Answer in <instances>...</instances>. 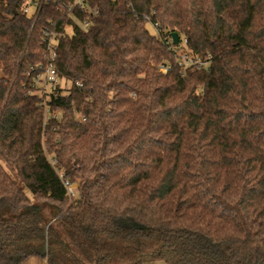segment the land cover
<instances>
[{"label":"trees","instance_id":"trees-1","mask_svg":"<svg viewBox=\"0 0 264 264\" xmlns=\"http://www.w3.org/2000/svg\"><path fill=\"white\" fill-rule=\"evenodd\" d=\"M87 1L81 28L0 0V264H264V0ZM173 33L207 66L179 67Z\"/></svg>","mask_w":264,"mask_h":264},{"label":"built area","instance_id":"built-area-1","mask_svg":"<svg viewBox=\"0 0 264 264\" xmlns=\"http://www.w3.org/2000/svg\"><path fill=\"white\" fill-rule=\"evenodd\" d=\"M23 2V12L24 14L33 20L35 24L40 16L43 7L49 2H56L62 8L69 12V17L72 21L81 28L88 25V21L78 20L73 11L79 10L82 13L89 14L90 18L98 16L97 10H92L88 4L87 0H21ZM153 30L159 36L157 25H152ZM44 44L46 50L43 54V61L37 65H31L29 68V79L28 85L30 87L29 93H37L43 99V106L45 108V117L50 116L49 109L46 105V101L51 97L57 98L60 95V89L62 87V78L57 70L56 62L58 59L57 46L61 34H56L55 32H50L45 30ZM169 43L172 41L169 39ZM172 50L176 53L177 65L185 70L187 67H198L203 68L207 66V63L202 62L199 59L193 58L190 52L186 50V42L181 43L178 47L173 45ZM169 66L162 65L160 71L162 73H167L169 71ZM0 109V115H1ZM68 187V192L71 197L74 196L73 186L66 183Z\"/></svg>","mask_w":264,"mask_h":264},{"label":"rangeland","instance_id":"rangeland-1","mask_svg":"<svg viewBox=\"0 0 264 264\" xmlns=\"http://www.w3.org/2000/svg\"><path fill=\"white\" fill-rule=\"evenodd\" d=\"M149 30H150L151 33L155 32L152 27H150ZM77 187H78V185H74L73 186V192L75 193L74 194L75 196L77 194L76 193L77 192L76 191ZM27 193H28V195L30 197H32L29 192H27ZM52 209L53 208L50 207V206L49 207H47V206L42 207V215L44 216L46 221H48L49 223L53 221V214L54 213H53ZM72 248L77 252V249L74 246H72ZM25 264H47V261L44 258H41V257H32ZM148 264H165V263H163V262H154V263H148Z\"/></svg>","mask_w":264,"mask_h":264},{"label":"water","instance_id":"water-1","mask_svg":"<svg viewBox=\"0 0 264 264\" xmlns=\"http://www.w3.org/2000/svg\"><path fill=\"white\" fill-rule=\"evenodd\" d=\"M172 37L174 39V44L178 45L179 44L178 34L177 33H173Z\"/></svg>","mask_w":264,"mask_h":264}]
</instances>
